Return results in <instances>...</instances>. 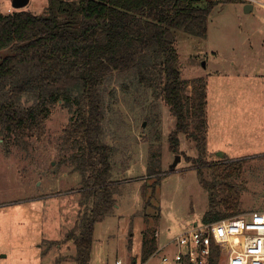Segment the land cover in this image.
<instances>
[{"label":"rangeland","instance_id":"obj_1","mask_svg":"<svg viewBox=\"0 0 264 264\" xmlns=\"http://www.w3.org/2000/svg\"><path fill=\"white\" fill-rule=\"evenodd\" d=\"M216 1L204 38L174 33L181 77L207 81L205 159L212 165L227 162L223 171L241 168L234 180L240 209L233 215L240 216L264 211V9L254 3L244 12L247 0ZM47 3L29 0L22 9L41 13ZM12 10V0H0L1 12ZM109 93L107 88L102 127L112 147L116 208L95 225L91 264H114L117 258L142 264L145 232L147 239L155 236L157 246L148 264H160L164 255L172 257L173 238L201 222L207 209V192L187 158H195L197 150L184 134H179V152L169 149L175 119L151 91L117 87ZM70 117L57 104L44 137L27 141L29 154L13 146L7 152L0 136V264H76L67 235L78 213L80 174L57 164ZM152 153L155 169L159 160L162 170L157 185L147 175ZM211 170L202 167L206 180L213 178Z\"/></svg>","mask_w":264,"mask_h":264},{"label":"trees","instance_id":"obj_2","mask_svg":"<svg viewBox=\"0 0 264 264\" xmlns=\"http://www.w3.org/2000/svg\"><path fill=\"white\" fill-rule=\"evenodd\" d=\"M48 0L41 13L27 9L0 11V136L29 154V139L41 140L51 110L61 104L71 113L63 129L58 166L80 174L78 213L67 238L76 264H90L94 229L116 208L112 147L103 139L105 92L119 87L151 91L175 119L169 149L179 152V134L190 138L197 156L187 157L207 192L203 222L236 215L241 168L206 161V93L204 77H181L175 31L204 38L212 9L220 1L204 0ZM28 141V142H27ZM152 162L153 185L162 170ZM239 162V161H238ZM222 167L215 171V167ZM202 167L212 179L203 177ZM66 238V239H67ZM157 250L155 236L143 234L142 262ZM134 260L130 263L133 264ZM209 264H219L218 254Z\"/></svg>","mask_w":264,"mask_h":264},{"label":"built area","instance_id":"obj_3","mask_svg":"<svg viewBox=\"0 0 264 264\" xmlns=\"http://www.w3.org/2000/svg\"><path fill=\"white\" fill-rule=\"evenodd\" d=\"M247 1L264 9V3ZM171 244L172 257L164 255L160 264H209L216 253L219 264H264V211L190 223ZM115 264L128 263L116 260Z\"/></svg>","mask_w":264,"mask_h":264},{"label":"water","instance_id":"obj_4","mask_svg":"<svg viewBox=\"0 0 264 264\" xmlns=\"http://www.w3.org/2000/svg\"><path fill=\"white\" fill-rule=\"evenodd\" d=\"M29 0H12V7L13 9H22L24 8ZM253 8L251 3H247L244 5V12H250ZM179 161V155L176 156L172 166H175L176 163Z\"/></svg>","mask_w":264,"mask_h":264},{"label":"crops","instance_id":"obj_5","mask_svg":"<svg viewBox=\"0 0 264 264\" xmlns=\"http://www.w3.org/2000/svg\"><path fill=\"white\" fill-rule=\"evenodd\" d=\"M158 249H159V248H158ZM91 260H92V254H91L90 264H91ZM116 260H121V258H119V259L117 258V259H115V261H116ZM115 261H114V264H115ZM121 261H123V260H121ZM123 262H124V261H123ZM133 264H136V263L134 262Z\"/></svg>","mask_w":264,"mask_h":264}]
</instances>
